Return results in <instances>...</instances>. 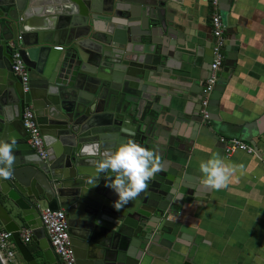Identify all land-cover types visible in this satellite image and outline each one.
I'll use <instances>...</instances> for the list:
<instances>
[{"label":"water","instance_id":"95a60500","mask_svg":"<svg viewBox=\"0 0 264 264\" xmlns=\"http://www.w3.org/2000/svg\"><path fill=\"white\" fill-rule=\"evenodd\" d=\"M166 5V0H0V140L17 141L13 177L0 179V222L28 264H62L47 237L42 204L66 211L78 264H145L144 253L153 245L169 247L181 236L177 214L193 193L182 167V152L189 148L180 144L174 126L159 120L169 110L187 119L181 104L171 101L182 92L170 81V54L161 41L170 32ZM116 24L129 27V40ZM60 42L63 50L55 46ZM13 46L29 70L28 92L13 70ZM234 57L228 54L210 105H217ZM190 78L195 85L189 93L197 97L205 78L196 72ZM29 107L47 158L28 143L23 113ZM209 111L216 125V110ZM194 120L198 127L207 124L203 116ZM242 129L231 134L242 136ZM128 139L155 151L162 170L116 210L118 196L106 186L112 174L85 183L96 175L93 161L101 157L84 155L81 148L96 142L101 152L114 151ZM24 227L33 230L42 257L22 240Z\"/></svg>","mask_w":264,"mask_h":264},{"label":"crops","instance_id":"0c3cea01","mask_svg":"<svg viewBox=\"0 0 264 264\" xmlns=\"http://www.w3.org/2000/svg\"><path fill=\"white\" fill-rule=\"evenodd\" d=\"M166 1L170 32L162 34L161 41L170 54V81L182 92L171 101L173 106L181 104L182 115L187 119L169 110L159 120L163 126H174L180 144L189 148V152H182V167L188 178V191L193 195H186L187 202L179 207L181 236L169 247L153 245L144 253L145 264H264V0H220L226 45L219 79L228 54L235 56L234 65L217 105L209 106L216 110L211 111L216 125L207 122L200 127L194 119L202 116V92L199 87L197 97L189 93L195 85L190 77L196 72L206 81L209 76L215 42L212 2ZM137 26L140 29V22ZM116 28L130 39L129 27L116 24ZM229 124L233 127L229 128ZM240 127L242 136L231 134ZM220 135L243 140L255 153L237 150L227 156ZM212 153L236 166L228 187L219 191L202 183L204 177L199 170L200 162ZM27 246L37 256H43L34 238ZM17 257L21 264H28L19 250Z\"/></svg>","mask_w":264,"mask_h":264},{"label":"built area","instance_id":"2783aa9c","mask_svg":"<svg viewBox=\"0 0 264 264\" xmlns=\"http://www.w3.org/2000/svg\"><path fill=\"white\" fill-rule=\"evenodd\" d=\"M213 11L211 22L213 26V34L215 42L213 46V60L210 66L209 76L205 81L202 89L201 115L207 122H210L211 113L209 111L211 94L214 91L219 80V74L224 66L225 53L224 48L226 39L224 37V24L220 13V0H211ZM13 70L20 76L24 92H28L31 88L29 70L26 66L21 52L17 46H13ZM57 49L63 50V46H57ZM23 125L29 135V143L38 152V154L47 158V148L41 133L39 124L37 123L34 110L29 107L23 113ZM219 139L224 145L227 156L232 155L237 150H243L247 153H255L252 146L237 137H227L220 135ZM41 216L43 225L49 239L50 245L62 264H78V259L74 246L72 244L71 235L69 233V225L67 214L64 209L53 210L47 206H41ZM21 236L24 243L28 244L33 239V230L24 227L21 230ZM18 249L13 239L12 232L8 231L0 222V257L4 264H21L18 260Z\"/></svg>","mask_w":264,"mask_h":264},{"label":"clouds","instance_id":"9594fccd","mask_svg":"<svg viewBox=\"0 0 264 264\" xmlns=\"http://www.w3.org/2000/svg\"><path fill=\"white\" fill-rule=\"evenodd\" d=\"M15 137L10 140H0V179L9 180L13 177L15 163ZM99 143L85 144L81 152L89 157H101L94 160V178L85 183L94 185L100 174L111 173L106 186L118 196L113 207L120 210L130 201L144 192L153 177L162 170L160 156L133 139L121 143L114 151L101 152ZM236 166L230 165L218 153H212L206 161H201L199 170L203 174L202 183L214 190L228 187L230 178Z\"/></svg>","mask_w":264,"mask_h":264}]
</instances>
